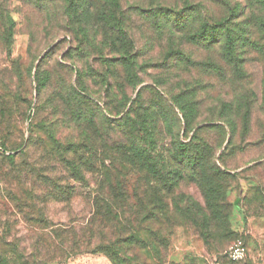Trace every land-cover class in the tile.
<instances>
[{"label": "rangeland", "instance_id": "obj_1", "mask_svg": "<svg viewBox=\"0 0 264 264\" xmlns=\"http://www.w3.org/2000/svg\"><path fill=\"white\" fill-rule=\"evenodd\" d=\"M6 1L16 25L13 42L2 39V45L0 41L4 100L0 147L6 136L26 144L32 124L42 122L62 143L91 140L94 144L98 139L95 158L109 168L106 151L109 135L115 132L110 122L124 116L126 132L137 122L142 124L141 134L154 138L159 180L166 165L185 175L174 189L173 206L204 208L202 183L192 179L193 169L177 156V145L206 141L213 149L211 162L233 177L224 182L232 207L233 238L220 251L209 245L217 242V236L206 241L202 223H183L173 227L168 260L264 264V0ZM188 6L197 7L196 12L186 10ZM206 23L223 26L218 28V42L210 47L199 36ZM227 33L237 40L234 50L226 47ZM71 89L90 99L87 110L97 131L90 133L83 119L69 124L66 99H77ZM73 107L83 110L80 104ZM9 149L6 155L23 150ZM30 155L34 160L40 152ZM61 162L54 172L46 173L50 178L68 177ZM9 165L7 161L0 165V231L6 241L18 242L30 255L38 236L34 233L40 231L34 223L27 224L6 198L9 192L22 193L16 171ZM101 167L94 175H86L87 184L74 182L79 194L98 191L94 182L104 176ZM27 177L36 184L34 177ZM86 202L79 196L72 204L75 217H84L85 222L91 211ZM66 210L57 203L47 206L55 225L69 222ZM75 220L76 224L84 221ZM238 241L247 247V256L234 263L226 252ZM56 264L112 262L106 256L85 253Z\"/></svg>", "mask_w": 264, "mask_h": 264}, {"label": "trees", "instance_id": "obj_2", "mask_svg": "<svg viewBox=\"0 0 264 264\" xmlns=\"http://www.w3.org/2000/svg\"><path fill=\"white\" fill-rule=\"evenodd\" d=\"M6 2L0 1L2 45V39L8 43L13 42L16 25ZM187 9L195 13L197 7L188 6ZM221 25L206 23L201 27L199 36L206 46L210 47L218 42V28L223 27ZM184 27L188 29L187 24H184ZM227 34L226 47L229 51L234 50L237 40L231 33ZM192 37L196 39L195 36ZM9 52L8 48V55ZM230 60L237 61L236 58ZM40 70L41 67L38 66L36 75L41 89L43 84L40 83ZM71 92L77 95V99H66V103L64 102L69 108V124L83 119V122L89 124L87 129L90 133L97 131L94 119L87 110L90 99L82 95L83 93L78 95V90L71 89ZM0 97L1 106L4 100ZM75 103L80 104L83 110L75 109ZM123 118L124 116L110 122V127L115 131L109 135L106 151L107 157L110 158V169L105 162L95 158L97 150L94 144L99 143L98 139L94 144H90L91 140L81 144L71 141L62 143L48 127L42 125V122L32 124L26 144L19 145L12 141L10 136L3 138L0 165L7 161L12 170L16 171L22 187V193L9 192L6 198L12 202L14 210L25 222L34 223L33 227L40 232L34 233L38 236L34 235L35 241L29 255L18 242L6 241L5 234L0 231V264H56L85 253L106 256L112 264H176L168 260L170 237L173 227L182 226L186 222L202 223V228L207 233L206 241L210 242L213 236L218 237L217 242L207 243L213 244L220 251L223 244L233 238L230 221L232 207L227 201L228 186L224 183L233 177L226 169L211 162L212 147L208 146L206 141L197 146L191 145L192 140L191 144L178 143L177 156L193 169L192 179L201 181L206 205L204 208L190 205L176 207L172 204L173 192L185 175L181 171L172 172L170 166L166 165L164 175H161L162 180H159L153 156L154 138L151 134H141L138 127L141 128L142 124L137 122L133 129L130 128L126 132ZM122 133L126 135L127 142ZM87 134L89 135V132ZM148 138L150 143L147 142ZM128 139L132 141L128 142ZM24 145L26 146L23 149ZM9 148L11 151L23 150L17 154L6 155L10 151ZM32 152H40L39 158L31 160ZM59 160L62 161L68 177L50 178L46 173L54 172ZM98 160L101 165H98ZM98 167L104 172V176H98L94 182L98 191L92 195L79 194L74 182L87 184L86 175H94ZM28 174L34 177L36 184H30ZM130 185L132 191L126 189ZM79 196H83L84 202L87 200L86 203L91 207L86 222L84 217H75L72 210V204ZM49 203L63 205L67 209L65 213L69 222L53 224L47 212ZM76 218L84 221L76 224ZM180 264L198 262L197 259L187 258Z\"/></svg>", "mask_w": 264, "mask_h": 264}, {"label": "built area", "instance_id": "obj_3", "mask_svg": "<svg viewBox=\"0 0 264 264\" xmlns=\"http://www.w3.org/2000/svg\"><path fill=\"white\" fill-rule=\"evenodd\" d=\"M228 258L233 262H242L247 256V247L242 241L235 242L226 252Z\"/></svg>", "mask_w": 264, "mask_h": 264}]
</instances>
